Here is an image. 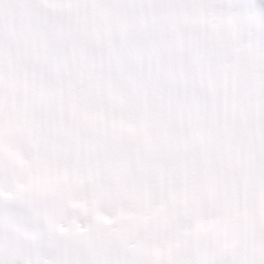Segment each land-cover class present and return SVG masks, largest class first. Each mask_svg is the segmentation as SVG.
Here are the masks:
<instances>
[{"label":"clouds","instance_id":"obj_1","mask_svg":"<svg viewBox=\"0 0 264 264\" xmlns=\"http://www.w3.org/2000/svg\"><path fill=\"white\" fill-rule=\"evenodd\" d=\"M0 264H264V0H0Z\"/></svg>","mask_w":264,"mask_h":264}]
</instances>
